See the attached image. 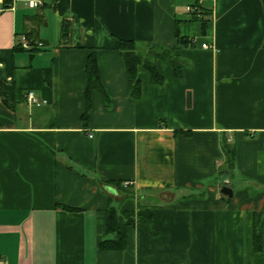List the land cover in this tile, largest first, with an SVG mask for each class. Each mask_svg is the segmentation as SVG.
Listing matches in <instances>:
<instances>
[{
    "label": "crops",
    "instance_id": "1",
    "mask_svg": "<svg viewBox=\"0 0 264 264\" xmlns=\"http://www.w3.org/2000/svg\"><path fill=\"white\" fill-rule=\"evenodd\" d=\"M31 1L0 3V264H264V0ZM120 40L182 77L139 66L134 99Z\"/></svg>",
    "mask_w": 264,
    "mask_h": 264
},
{
    "label": "trees",
    "instance_id": "2",
    "mask_svg": "<svg viewBox=\"0 0 264 264\" xmlns=\"http://www.w3.org/2000/svg\"><path fill=\"white\" fill-rule=\"evenodd\" d=\"M196 17V16H194ZM201 19V18H199ZM205 27V26H204ZM72 33V24L69 21H64L62 25V34L65 40L70 39ZM183 40V39H182ZM189 43V41H186ZM122 60L124 62L127 74L129 76L132 85V97L137 99L140 96V80L137 76V70L139 66H143L151 75L154 83H162L163 78L156 69V61L163 60L171 64L174 68L175 74L178 78L182 77L183 68L187 66V63L180 62L178 56L175 55L174 50H162L155 51L150 50L149 53L144 56L137 51L134 41L131 40H120L119 43ZM89 84L87 90L88 98V110L90 107V96L94 92L99 94L104 93L102 83L100 81L99 70L97 59L95 55L89 57V61L86 68ZM87 113L85 114L84 120L87 121ZM230 156V153L227 152ZM231 157V156H230ZM134 217L132 215L122 218L116 214L114 209L108 212V231L115 235L113 240L103 241L100 247L104 250H120L126 245V235L128 226L133 225ZM259 244V239H257Z\"/></svg>",
    "mask_w": 264,
    "mask_h": 264
},
{
    "label": "built area",
    "instance_id": "3",
    "mask_svg": "<svg viewBox=\"0 0 264 264\" xmlns=\"http://www.w3.org/2000/svg\"><path fill=\"white\" fill-rule=\"evenodd\" d=\"M6 1H11V0H0V3H5ZM41 5H42V3L39 0L31 1L29 3V6L31 8H39ZM187 12L195 15L198 18H202L201 0H196V2L194 4H192L191 6H189L187 8ZM21 46L30 52H33L34 50H43L44 49V44L42 42L30 41L26 36H23L21 38ZM202 47L204 49H210L211 48L207 44H204ZM26 101L29 105L37 106V107L41 106L43 103H46L45 101H40L34 91H29L26 94ZM130 185H131V182H125L124 183V187H129Z\"/></svg>",
    "mask_w": 264,
    "mask_h": 264
},
{
    "label": "water",
    "instance_id": "4",
    "mask_svg": "<svg viewBox=\"0 0 264 264\" xmlns=\"http://www.w3.org/2000/svg\"><path fill=\"white\" fill-rule=\"evenodd\" d=\"M221 193H222L223 195L227 196V197H230V198L233 196V192H232V190H231L230 188H228V187H223V188L221 189Z\"/></svg>",
    "mask_w": 264,
    "mask_h": 264
},
{
    "label": "rangeland",
    "instance_id": "5",
    "mask_svg": "<svg viewBox=\"0 0 264 264\" xmlns=\"http://www.w3.org/2000/svg\"><path fill=\"white\" fill-rule=\"evenodd\" d=\"M148 51L147 50H143L141 53L144 55V56H146L148 53H147ZM179 58V60H180V62H185L183 59H181L180 57H178Z\"/></svg>",
    "mask_w": 264,
    "mask_h": 264
}]
</instances>
